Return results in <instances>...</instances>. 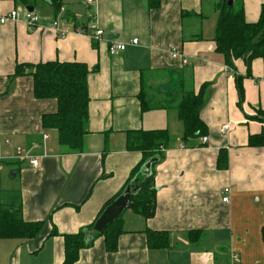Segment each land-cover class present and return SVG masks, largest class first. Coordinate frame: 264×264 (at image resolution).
Instances as JSON below:
<instances>
[{
  "label": "crops",
  "instance_id": "1",
  "mask_svg": "<svg viewBox=\"0 0 264 264\" xmlns=\"http://www.w3.org/2000/svg\"><path fill=\"white\" fill-rule=\"evenodd\" d=\"M218 3L97 0L90 18L85 0H62L58 14L40 0L33 7L40 17L36 26H28L23 14L0 23V139L10 140L0 145L2 194L20 191L24 220L44 224L29 241L0 239V264H63L65 236L92 225L141 163L142 154L126 148L127 132L138 130H168L172 137L155 170V215L146 219L128 209L117 248L98 237L75 264H264V145L249 144L251 136L264 137V123L255 118L264 112V55L250 71L243 59L228 66L215 43ZM243 4L246 20L258 22L264 0ZM25 8L17 0H0V17ZM56 20L68 30L64 38L47 30ZM91 21L105 32L100 42L76 32ZM134 38L138 45L130 44ZM109 39L129 44L111 56ZM173 47L187 64L172 56ZM53 61L81 62L94 70L88 81L90 133L80 153L65 152L57 131L43 127V116L56 112L58 102L37 99L31 76H14L18 64ZM204 84L201 118L208 143L182 142L175 109L141 108L142 88L153 101L182 88L199 92ZM224 125L229 130L222 134ZM19 147L32 149L39 166L14 158ZM227 187L230 199L223 202ZM148 230L166 233L169 244L152 247ZM190 232H200L196 242Z\"/></svg>",
  "mask_w": 264,
  "mask_h": 264
},
{
  "label": "trees",
  "instance_id": "2",
  "mask_svg": "<svg viewBox=\"0 0 264 264\" xmlns=\"http://www.w3.org/2000/svg\"><path fill=\"white\" fill-rule=\"evenodd\" d=\"M25 7H34L40 0H17ZM48 1L58 14L62 8V0ZM219 0L216 5L220 11L216 27L215 43L217 51L224 54L228 66L233 60L243 59L250 71L252 62L264 55V8L260 20L250 23L246 20L243 0ZM86 25H79L77 28ZM97 43V42H96ZM94 70L81 62H48L37 65L18 64L14 76H31L34 80V96L37 99H55L58 110L45 114L42 124L45 129H53L58 133V142L67 153H80L84 149V139L89 131V75ZM240 98L244 97L242 78L237 80ZM208 84L202 85L199 92L182 88L177 92L160 100L149 101L142 88L139 101L143 111L156 109H175L182 123L181 140L184 144L208 136V127L201 118L205 104V94ZM258 118L264 123V112ZM260 115V116H261ZM172 137L168 130H138L128 131L126 148L128 151L140 152L143 156L141 163L136 167L124 188L116 196L108 200L99 212L94 223L84 228L76 235L65 236V261L63 264H75L82 249L90 247L85 243V230L92 228L101 217L104 210L118 198L128 187L142 186L138 195L131 198L128 209L151 219L155 215L157 204V189L154 185L155 170L170 149ZM251 146H263V135L251 136ZM222 154L218 160L221 165ZM0 182V239H20L29 241L42 232V222H27L23 217V208L20 191L14 190L3 195ZM12 193V194H11ZM4 196V197H3ZM127 209V210H128ZM123 216L110 225L101 236H104L111 250L117 248V242L122 230ZM149 242L152 247H163L169 244L166 233L148 230ZM200 232H190V241L196 242L194 237ZM56 234V232H53ZM195 235V236H193ZM97 237V238H98Z\"/></svg>",
  "mask_w": 264,
  "mask_h": 264
},
{
  "label": "built area",
  "instance_id": "3",
  "mask_svg": "<svg viewBox=\"0 0 264 264\" xmlns=\"http://www.w3.org/2000/svg\"><path fill=\"white\" fill-rule=\"evenodd\" d=\"M96 5H97V0H85V6H86V12L89 14L90 18H94L96 16ZM23 14V18L25 22L28 24V26L33 27L39 24L40 22V17L36 15L34 12H30L28 9H24L23 13L21 12L20 9H15L11 11L7 16H1L0 17V23L5 24L8 20L12 21H18L20 17ZM64 24H62L60 21L56 20L54 21L47 30H52L55 31L60 37L64 38L68 30L62 28ZM77 33H85L91 36L92 40L94 42H100L103 40L105 32L102 28H100L95 21H91V24L87 27V29H83V27L76 28ZM129 43H123V42H118L116 40L109 39V53L111 56H116L120 52H123L126 50L127 46ZM130 44L132 45H138L139 40L134 38L130 40ZM170 53L174 58L180 57L183 60V64H187L188 60L186 57H183L182 53L178 48H171ZM227 130H229V125H224L221 129V133L224 134ZM209 137L204 136L202 137V143H208ZM3 143L9 144L10 140L5 139L2 141L0 139V145ZM14 158L18 160H24L30 162V164L33 167H38L39 166V160L36 159L34 152L32 149H23V148H17L16 149V154ZM0 170H3V160L0 158ZM230 193H231V188L227 187L223 191V202H228L230 199ZM234 260H238L239 256L234 254L233 255Z\"/></svg>",
  "mask_w": 264,
  "mask_h": 264
},
{
  "label": "water",
  "instance_id": "4",
  "mask_svg": "<svg viewBox=\"0 0 264 264\" xmlns=\"http://www.w3.org/2000/svg\"><path fill=\"white\" fill-rule=\"evenodd\" d=\"M233 0H229L228 5L232 6ZM30 12L34 11L33 7H26ZM110 37V36H109ZM142 186L137 188L128 187L124 192L114 200L103 212L101 217L97 220L95 225L85 230L86 245L92 244L98 236H101L104 231L112 224H114L121 216L125 214L128 209L131 198H134L140 192Z\"/></svg>",
  "mask_w": 264,
  "mask_h": 264
},
{
  "label": "rangeland",
  "instance_id": "5",
  "mask_svg": "<svg viewBox=\"0 0 264 264\" xmlns=\"http://www.w3.org/2000/svg\"><path fill=\"white\" fill-rule=\"evenodd\" d=\"M262 116V115H261ZM264 117V116H263ZM4 197V196H3ZM225 252V251H224Z\"/></svg>",
  "mask_w": 264,
  "mask_h": 264
}]
</instances>
